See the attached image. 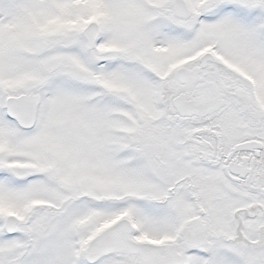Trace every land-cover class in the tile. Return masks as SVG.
<instances>
[{"label": "snow or ice", "instance_id": "6c2138e0", "mask_svg": "<svg viewBox=\"0 0 264 264\" xmlns=\"http://www.w3.org/2000/svg\"><path fill=\"white\" fill-rule=\"evenodd\" d=\"M0 264H264V0H0Z\"/></svg>", "mask_w": 264, "mask_h": 264}]
</instances>
